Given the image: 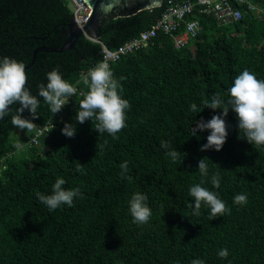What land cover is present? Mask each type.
<instances>
[{
  "label": "trees",
  "instance_id": "16d2710c",
  "mask_svg": "<svg viewBox=\"0 0 264 264\" xmlns=\"http://www.w3.org/2000/svg\"><path fill=\"white\" fill-rule=\"evenodd\" d=\"M246 1L259 12L243 4L241 19L221 24L195 8L184 22L196 20L200 32L185 45L173 43L182 22L175 32L159 31L144 48L109 62L130 103L127 127L113 138L107 132L98 135L95 119L75 121L87 91L82 78L101 61L100 43L114 50L149 30L169 0L129 16L117 8L100 23L99 43L81 34L69 50L37 52L32 65L34 50L62 45L71 9L65 0H0V56L25 64L32 93L46 83L53 67L78 89L52 117L38 97L39 115L31 130L19 134L10 117L0 121V264H190L193 258L206 264H264V146L240 138L231 110L229 134L219 151H200L207 130L190 137V127L213 114L205 108L193 121L190 105L200 106L214 93L227 98L243 69L264 78V3ZM10 107L14 113L18 105ZM23 115L28 116L27 110ZM64 121L75 125L74 136L61 133ZM37 129L41 134L30 143ZM163 141L182 152V164L165 156ZM203 157L209 159L210 175L221 174L218 189L210 175L201 177L196 169ZM125 160L128 179L119 176ZM77 163L83 164L84 174L75 172ZM57 176L66 180L64 187H79L83 196L49 212L35 192L49 193ZM202 179L230 212L210 220L202 204L200 215H193L188 189ZM135 191L148 197L152 217L147 224L132 223L128 201ZM242 192L247 204H234V195ZM221 248L228 249V257L217 255Z\"/></svg>",
  "mask_w": 264,
  "mask_h": 264
},
{
  "label": "clouds",
  "instance_id": "9594fccd",
  "mask_svg": "<svg viewBox=\"0 0 264 264\" xmlns=\"http://www.w3.org/2000/svg\"><path fill=\"white\" fill-rule=\"evenodd\" d=\"M193 26L190 25V27ZM27 80L26 66L22 61L9 56H0V121H4L5 117H10L11 125L20 130H31L36 125L33 121L39 115L37 110L41 103L38 97L43 98L52 117V114L61 111L68 103L69 98L78 92L76 86L63 78L57 67H53L46 73V83L38 85L36 94H33L30 87L27 86ZM82 80L83 84L87 86V91L82 93L83 99L79 100L75 121L82 124L86 120L95 119L94 129L98 135L107 132L116 138V134L122 128L127 127L126 113L130 108L129 101L123 97L122 84L114 77L109 65L104 62H99L91 67ZM14 104H17L18 107L14 108L13 113V107L10 106ZM205 108L213 110L211 117L207 120L200 119L196 122L195 128L190 127V137L199 138L200 134L207 130L205 143L200 145V151L208 149L219 151L222 148L229 134L230 126L226 117L230 110L235 114L240 138L251 145L264 146V78H258L254 72L243 69L233 78L227 89V98L220 93H214L202 105H190V112L194 116L193 121ZM217 109H219L218 112L215 111ZM25 110H27L28 116L23 115ZM50 124V130H52L55 127L52 118H50ZM60 131L66 137H72L75 135L76 127L74 124L64 121ZM160 147L165 149V156L172 163H183L182 152L177 151L171 142L163 141ZM173 148L175 150H172ZM183 154L185 157L186 153ZM206 158L203 157L197 161L196 169L201 177L210 175L209 159ZM119 168V176L128 179V161H122ZM75 172L84 174L83 164L77 163ZM203 183L202 179L199 183L192 184L188 189L189 196L193 198L190 201L193 205V215H200L202 204L209 208L210 220L230 212V208L220 198L219 193L204 187ZM210 183L213 188L220 187L221 174L219 171L211 173ZM65 184L66 180L62 176H57L49 193L36 191L35 197L47 207L49 212L64 205L72 206L74 198H82L83 194L79 187L67 188L64 187ZM247 202V193H238L233 197L234 204L245 205ZM128 212L132 223L138 225L149 223L152 209L148 204L147 195L141 191L133 192L128 201ZM217 255L221 258L228 257V249L221 248ZM176 264H179V261ZM190 264H206V261L202 258H193Z\"/></svg>",
  "mask_w": 264,
  "mask_h": 264
},
{
  "label": "built area",
  "instance_id": "2783aa9c",
  "mask_svg": "<svg viewBox=\"0 0 264 264\" xmlns=\"http://www.w3.org/2000/svg\"><path fill=\"white\" fill-rule=\"evenodd\" d=\"M65 1L69 4L72 12L71 20L78 28H81L90 15L89 7L84 3L83 0ZM172 1L173 0H169L170 4L161 13L159 20L154 25H152L149 30L140 32L138 36L130 39L114 50H109L102 43H100V53L102 54V59L100 62L109 64V62H114L124 55L144 48L149 40L154 38L159 31L163 34H171L172 32H175L177 29H179L181 23L184 22V17L191 14L195 8H198L200 13H211L215 20L221 24H227L229 22L241 19L243 10H241L240 7H242L243 4H246L248 10L255 11V13L259 12V9H257L253 5L248 4L246 0ZM184 23L185 25L183 31L178 36H175V38H173L175 47H181L185 45L189 39L196 37L200 32V25L196 20ZM190 25L194 26L190 27ZM87 38L90 39L89 37ZM90 40L98 42L97 40ZM69 99H71V97ZM69 103L70 102L68 101L66 106ZM40 134L41 130L37 129L36 134L32 137L30 143H36V137Z\"/></svg>",
  "mask_w": 264,
  "mask_h": 264
},
{
  "label": "water",
  "instance_id": "95a60500",
  "mask_svg": "<svg viewBox=\"0 0 264 264\" xmlns=\"http://www.w3.org/2000/svg\"><path fill=\"white\" fill-rule=\"evenodd\" d=\"M84 3L90 9V15L87 21L81 28H78L71 20L67 29V36L60 47L49 48H37L34 50L31 58L30 65H32L37 52H56L61 53L71 49L78 36L85 34L90 39H96V31L102 22L103 18L119 8V12L122 15H133L141 10L150 9L153 7H159L163 0H83ZM264 3V0H261Z\"/></svg>",
  "mask_w": 264,
  "mask_h": 264
},
{
  "label": "rangeland",
  "instance_id": "374dc122",
  "mask_svg": "<svg viewBox=\"0 0 264 264\" xmlns=\"http://www.w3.org/2000/svg\"><path fill=\"white\" fill-rule=\"evenodd\" d=\"M67 5H68V7H69V4H68V3H67ZM69 8H70V7H69ZM17 132L20 134V132H21L20 129H18Z\"/></svg>",
  "mask_w": 264,
  "mask_h": 264
}]
</instances>
